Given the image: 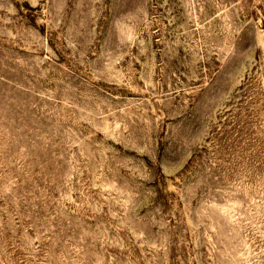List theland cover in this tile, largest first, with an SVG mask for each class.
Listing matches in <instances>:
<instances>
[{"label":"rangeland","instance_id":"rangeland-1","mask_svg":"<svg viewBox=\"0 0 264 264\" xmlns=\"http://www.w3.org/2000/svg\"><path fill=\"white\" fill-rule=\"evenodd\" d=\"M0 264H264V0H0Z\"/></svg>","mask_w":264,"mask_h":264}]
</instances>
